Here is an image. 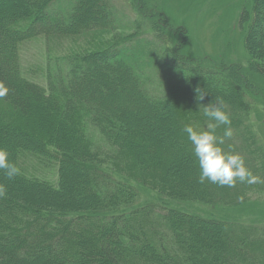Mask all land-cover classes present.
I'll use <instances>...</instances> for the list:
<instances>
[{"label": "trees", "instance_id": "trees-1", "mask_svg": "<svg viewBox=\"0 0 264 264\" xmlns=\"http://www.w3.org/2000/svg\"><path fill=\"white\" fill-rule=\"evenodd\" d=\"M255 1L256 17L245 36L251 64L243 71L232 68L237 80L219 79L205 68L194 71L178 63L176 55L164 67L143 66L141 60H147L141 53L146 55L148 43L127 46L123 38L88 55L48 58L46 88L25 78L21 45L98 29L113 32L121 21L111 0H18L0 10V149L20 170L13 180L0 172V183L7 186V197L0 199V264H264V225L235 217L207 219L165 204L136 206L140 182L156 190L159 201L184 204L181 200L189 196L211 204L220 193L217 184L199 183V164L182 132L187 124L203 128L210 120L199 106L222 99L234 150L244 155L253 147L254 155L260 148L254 127L243 126L247 120L251 125L254 107L237 71L253 82L256 74L264 75V0ZM87 8L100 15L92 16ZM240 21L242 28L246 12ZM121 54L117 62L128 63L129 75L116 85L132 84L144 108L132 95L114 98L106 84L97 93L76 81L77 71L84 79L104 58ZM197 87L207 92L202 101L196 99ZM91 128L109 147V164L99 160ZM224 130L221 126L216 134ZM29 158L33 169L27 172ZM53 167L55 177L39 175ZM113 170H122L126 179ZM35 190L42 193L40 199Z\"/></svg>", "mask_w": 264, "mask_h": 264}, {"label": "rangeland", "instance_id": "rangeland-1", "mask_svg": "<svg viewBox=\"0 0 264 264\" xmlns=\"http://www.w3.org/2000/svg\"><path fill=\"white\" fill-rule=\"evenodd\" d=\"M252 1L255 0H240V4L238 0H146L148 7L157 3L158 10L166 12L168 17L167 28H165L163 22H159L160 25H158L155 23L156 19L138 16L133 5L127 0H112L117 18L121 21H117L113 32L98 29L86 35L53 39L52 43H46L42 39L24 42L20 48V62L26 76L24 77L46 88L48 58L53 60L54 57H64L68 54L84 56L88 55V52L108 48L118 39V44H120L125 39L127 46H141L148 43L149 46L154 47V53L149 51H146V55L141 53L142 57L147 60V62L141 60L143 66L148 65L153 68L160 65L164 67L165 61H169L174 55L177 57L180 55L187 61H195V65L198 63L197 67L207 69L208 73L219 79L236 80L231 72L232 68L240 67L243 71L251 64L245 48L247 29L240 26V12L245 7L247 9ZM10 2L0 0V10L16 5L18 0ZM87 10L92 16L100 15L98 9L87 8ZM261 12L263 16L261 28L264 29V6ZM30 23L31 20L27 22V24ZM133 33H137L134 38L126 39ZM122 56L125 55L121 54L116 58L112 55L104 58L102 64L97 69L91 68L85 74L86 78H81L82 80L80 72L77 71L76 81L85 91L89 89L91 91L90 87H92L97 93H102V84H106L110 93H114V98L126 100L127 96L132 95L144 108V103L133 92L132 84L123 87L116 85L121 77L129 75L128 63L117 62V59ZM108 62V66L104 65ZM117 63L121 64L120 70L117 69L119 68ZM252 64L254 65L255 61ZM219 70H223L224 75H220ZM192 74L196 73L192 72ZM245 74L241 73L240 78L242 84L245 82L248 84L247 88L244 87L245 96L254 107L251 125L254 127L253 131L257 139L260 140V148L256 154L252 155L253 144L250 146L252 148H249L250 154L245 151V154L241 156L248 169L254 176L260 177L261 182L253 184L237 182L235 187L218 186L220 193L215 194L214 202L211 204L209 201V204L206 201H194L189 196L181 200L184 204L173 199L159 201L157 191L140 182L138 183L140 197L136 206L150 203L165 204V206L176 207V209L207 219L232 220L235 217L246 223L264 225V75L256 74L253 82ZM233 90L237 94V90L235 91V88ZM101 97L106 103L108 102L109 96L103 93ZM224 108H226L225 105ZM226 111L229 113V110ZM256 111L260 113V117L254 116ZM209 123H214V121L207 120L203 128H206ZM251 125L247 120L243 126L251 127ZM91 131L99 160L104 164H109V156L112 155L109 147L103 143L96 131L92 128ZM234 142L235 140H226L222 145L224 151L238 153L232 147ZM25 169L27 172L33 169L32 158L26 161ZM69 169L72 168L69 167ZM120 171L122 170H113L112 173L119 179H126L124 173L122 174L123 171ZM40 174H43V177H55L56 169L55 167L47 168ZM225 188L227 191H222ZM34 193L38 199L41 198L42 193L39 190H35ZM230 193L235 195L234 198L228 196ZM222 197L223 200H220ZM178 256L183 257L184 255L179 252Z\"/></svg>", "mask_w": 264, "mask_h": 264}, {"label": "clouds", "instance_id": "clouds-1", "mask_svg": "<svg viewBox=\"0 0 264 264\" xmlns=\"http://www.w3.org/2000/svg\"><path fill=\"white\" fill-rule=\"evenodd\" d=\"M197 101H202L207 92L197 87L195 90ZM0 95H3L0 92ZM203 107L204 115L214 123H209L206 128H199L187 124L182 132L190 141L193 154L199 164V183L206 181L217 184L220 187H235L237 182L253 184L260 181V177L254 176L245 164L244 158L238 153L226 152L222 148L226 140L233 136L231 118L224 108V101L217 98L216 103H210ZM225 126L222 136L216 134V130ZM0 172L8 180H13L20 174L19 168L9 159V153L0 149ZM7 197V186L0 183V199Z\"/></svg>", "mask_w": 264, "mask_h": 264}, {"label": "bare ground", "instance_id": "bare-ground-1", "mask_svg": "<svg viewBox=\"0 0 264 264\" xmlns=\"http://www.w3.org/2000/svg\"><path fill=\"white\" fill-rule=\"evenodd\" d=\"M135 1L141 7L142 13H143V15L145 17H148V18L151 17L152 19H156L155 23L158 24V25H160L159 22H163V23H165V28H167V19H166V17H168V15L166 14V12L164 10L163 11L158 10L157 3H155V4L151 5L150 7H148L147 4H145V5L143 4V0H135ZM255 2L256 1H252V4L250 6H248L247 9H245L246 8L245 7V8H243V11L240 12V20H241V17L243 15V13L246 12L247 22L243 23V28L247 29V33L250 30V28H251V26H252V24H253V22L255 20V17H256ZM238 4H240V0H238ZM154 7H156V9ZM143 50L144 51H149L150 53H154L155 52L154 51V47L149 46V45L143 46ZM177 62L180 63L181 65L185 66V67H187V66L191 67L194 71H200L203 68V67H197L196 65L198 63H196V65H195V61H193V60L192 61H187L184 57H182L180 55H179V57H177ZM252 62H254V61L252 60ZM234 68H236V67H234ZM232 70H233V74L235 75L234 69H232ZM237 71H239L240 73H243L239 69H237ZM237 71H236V73H237ZM219 73H220V75H224L223 74V70H219ZM238 75L240 77V74H238ZM236 80H237V78H236ZM199 83L200 82H198V84Z\"/></svg>", "mask_w": 264, "mask_h": 264}]
</instances>
